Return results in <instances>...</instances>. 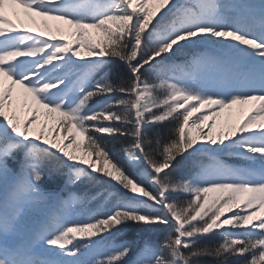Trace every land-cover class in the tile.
Masks as SVG:
<instances>
[{
    "label": "snow or ice",
    "instance_id": "1",
    "mask_svg": "<svg viewBox=\"0 0 264 264\" xmlns=\"http://www.w3.org/2000/svg\"><path fill=\"white\" fill-rule=\"evenodd\" d=\"M9 9L47 32L60 22L72 39L17 27ZM116 61L126 79L105 74ZM245 105L213 135L225 110ZM118 137L131 139L123 160L105 143ZM185 162L196 170L173 176ZM53 170L128 195L99 193L111 209L75 221L88 197L45 192ZM133 226L163 239L131 264H264V0H0V264H129L132 241L82 257Z\"/></svg>",
    "mask_w": 264,
    "mask_h": 264
},
{
    "label": "trees",
    "instance_id": "2",
    "mask_svg": "<svg viewBox=\"0 0 264 264\" xmlns=\"http://www.w3.org/2000/svg\"><path fill=\"white\" fill-rule=\"evenodd\" d=\"M186 55L187 54H180L177 57L173 58L171 62L176 64H182L186 59ZM117 72H119V75L121 77H124L125 79L128 76L127 69L119 61H116L114 64L109 65L105 69V74H107L113 80L118 79ZM99 78L100 76L98 75L96 79ZM152 78L156 79L155 76H153ZM161 131H163L164 133L162 140L166 141L169 135L168 129H162ZM147 134L149 137L155 138L156 130L148 129ZM105 143L106 146L117 155L118 159L123 160L124 157L120 149L123 146L129 145L131 143V139L126 137H118L115 139L108 138ZM153 147H155V145H153ZM18 161L19 157L17 158V162L9 161V165H11L13 169L18 170ZM187 163L189 164V162ZM132 171L133 174L136 175V172L134 170ZM41 188L45 192L51 191L52 194L58 197L67 198L68 194L71 193L80 195L82 197H88V203L83 208L78 209L74 214H72V217H77L76 221H86L87 219H89V214L91 212L96 211L97 209H104L105 211H107L106 206L108 205V202L111 200V198L106 196L103 200H100L98 194L105 191L117 190V188L112 189L110 185H104L100 182H97L96 184L92 185L74 184V186L71 187L69 182V176L66 170L51 171L49 177L42 182ZM83 212H85V214H83ZM96 239H99V237H97ZM162 239L163 233L159 231H154L147 226H133L129 229H126L122 233H118L115 237H110L106 240H102L100 244L96 247V249L93 250L91 255L82 258L91 259L92 256L100 257L104 253L108 252L114 245L122 243L124 241H132L134 243V251L132 253V256L129 258L130 263L135 258L136 252L139 251V249L144 245L145 242L158 247ZM73 242L80 245L81 252H87V249L84 247V242L79 240H74ZM219 242H221V238L218 236L210 240L202 241V243H207L210 245H215ZM200 264H216V262L212 259L204 258L200 261Z\"/></svg>",
    "mask_w": 264,
    "mask_h": 264
},
{
    "label": "rangeland",
    "instance_id": "3",
    "mask_svg": "<svg viewBox=\"0 0 264 264\" xmlns=\"http://www.w3.org/2000/svg\"><path fill=\"white\" fill-rule=\"evenodd\" d=\"M17 14H19V19L17 18ZM8 17L10 19H12V21L14 23L17 24V27H26V28L30 29L32 32L40 31L45 36H47V35H56V36H59L62 39H72V37L70 36L69 32L67 31V26L60 24V22L51 21V20H49L47 22L53 28H55L56 26H60L61 28L64 29L63 32L56 33L54 31L53 32L45 31V29L43 28V20L41 18H38V17L34 18L35 19V23H33L31 20L26 19L23 16L22 11L19 10V9H15V10L14 9H9L8 10ZM93 35L95 36L96 34L93 33ZM16 100H17L18 104L23 102V96H22V93L20 92V90H17ZM250 108H251V105H245V106H243V108H241L240 106H234L231 110H225L221 114V116L218 117L217 120H216V128L212 130L213 131V135H216L221 130L222 127H223V130L227 131L231 125L236 124L242 118L243 115H246ZM26 114H27V109L26 108L18 109L17 115L19 116V118L21 120L25 119ZM230 116H231V119H229ZM44 122H45V117L41 113L38 125H42ZM48 123H49V126H51V121H48ZM211 123H213V121H211V120L206 121V125L207 124H211ZM204 131H205L204 132L205 134L208 132V128L206 126L204 128ZM75 154L76 155H80L81 153L79 151H77ZM225 162L229 163V164H233V165L238 163V161L232 160V159L227 158V157H225ZM10 167H11V165H10ZM133 170L136 172V175L138 176V179L143 178V171H144L143 167H141L139 170H135V169H133ZM195 170L196 169H195V167H194L192 162H189V164L186 162V163H184L182 165L177 166L176 171L173 173V176H175V177H188ZM70 186L73 187L74 184L70 183ZM115 191H117L118 194L121 197L128 195L122 189H119L118 187H117V190H115ZM48 193L52 194L51 191H48ZM71 194H74V193H71ZM71 194H68V196L71 195ZM212 195H215V194H210V196H212ZM112 206H113V203L110 200L108 202V205L106 206L107 210H110ZM49 211L50 212H55L56 208L53 211L51 209H49ZM83 214H85V212H83ZM227 214L231 215L232 213L229 212ZM43 218H44L43 216H39V217H37V220L39 221L40 219H43ZM70 219L76 221L77 217H75V216L72 217L71 216ZM129 264H131V262Z\"/></svg>",
    "mask_w": 264,
    "mask_h": 264
},
{
    "label": "bare ground",
    "instance_id": "4",
    "mask_svg": "<svg viewBox=\"0 0 264 264\" xmlns=\"http://www.w3.org/2000/svg\"><path fill=\"white\" fill-rule=\"evenodd\" d=\"M205 132V131H204Z\"/></svg>",
    "mask_w": 264,
    "mask_h": 264
}]
</instances>
